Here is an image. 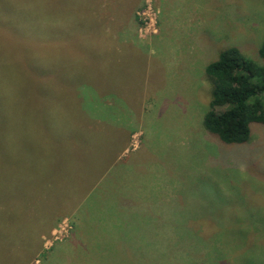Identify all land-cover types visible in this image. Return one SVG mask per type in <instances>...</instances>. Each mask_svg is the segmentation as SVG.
Returning <instances> with one entry per match:
<instances>
[{"label":"rangeland","instance_id":"1","mask_svg":"<svg viewBox=\"0 0 264 264\" xmlns=\"http://www.w3.org/2000/svg\"><path fill=\"white\" fill-rule=\"evenodd\" d=\"M263 40L264 0H0V264H264V125H203Z\"/></svg>","mask_w":264,"mask_h":264},{"label":"trees","instance_id":"2","mask_svg":"<svg viewBox=\"0 0 264 264\" xmlns=\"http://www.w3.org/2000/svg\"><path fill=\"white\" fill-rule=\"evenodd\" d=\"M258 53L260 60L256 61L246 57L238 48H227L205 68L211 81V104H226L227 108L220 114L207 112L203 125L223 143L246 142L251 123L264 125V40ZM72 153L67 152V157L75 158V153ZM63 162L69 164L66 160ZM55 175L56 180H61L59 175ZM4 222L10 224V221ZM113 230L121 232L117 233L121 239L126 228L121 225L113 227ZM216 234L213 237L217 239Z\"/></svg>","mask_w":264,"mask_h":264},{"label":"crops","instance_id":"3","mask_svg":"<svg viewBox=\"0 0 264 264\" xmlns=\"http://www.w3.org/2000/svg\"><path fill=\"white\" fill-rule=\"evenodd\" d=\"M68 255H59V254H54V255H48L47 257V262L48 263H56V262H69V261H75L73 258V255L69 256L70 258L67 257ZM88 259V258H87ZM113 259V258H112ZM118 260V259H117ZM117 260H112V261H117ZM88 261L90 263H94L97 264L98 260L95 259V256L90 257V259H88ZM96 262V263H95Z\"/></svg>","mask_w":264,"mask_h":264}]
</instances>
